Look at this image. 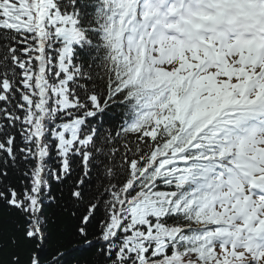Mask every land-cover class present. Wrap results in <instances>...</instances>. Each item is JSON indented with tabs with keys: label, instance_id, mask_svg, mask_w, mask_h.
I'll use <instances>...</instances> for the list:
<instances>
[{
	"label": "snow or ice",
	"instance_id": "snow-or-ice-1",
	"mask_svg": "<svg viewBox=\"0 0 264 264\" xmlns=\"http://www.w3.org/2000/svg\"><path fill=\"white\" fill-rule=\"evenodd\" d=\"M0 210V264H264V0H0Z\"/></svg>",
	"mask_w": 264,
	"mask_h": 264
},
{
	"label": "trees",
	"instance_id": "trees-1",
	"mask_svg": "<svg viewBox=\"0 0 264 264\" xmlns=\"http://www.w3.org/2000/svg\"><path fill=\"white\" fill-rule=\"evenodd\" d=\"M8 219V214L3 211L0 210V227H2L5 232L7 231L8 227H10L7 224H4L3 222L6 221ZM54 219L56 220V223L54 225H51V227L55 230V231H59V229H62L65 227V222L63 221V219L61 218L60 214L58 212L55 213L54 215ZM70 249L75 247V242L69 246ZM6 253H7V249H5V258H6ZM72 264H75L76 260H80L81 262H83L85 259L90 258V254L87 251H83V252H73L72 253Z\"/></svg>",
	"mask_w": 264,
	"mask_h": 264
}]
</instances>
